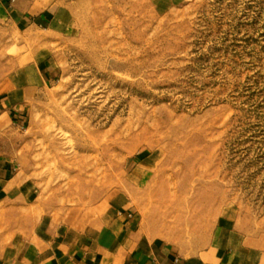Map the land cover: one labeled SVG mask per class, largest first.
Wrapping results in <instances>:
<instances>
[{
    "label": "rangeland",
    "instance_id": "obj_1",
    "mask_svg": "<svg viewBox=\"0 0 264 264\" xmlns=\"http://www.w3.org/2000/svg\"><path fill=\"white\" fill-rule=\"evenodd\" d=\"M11 36L0 77L38 42L59 68L25 125L0 110V153L25 169L38 209L119 197L132 231L184 254L222 227L264 235V0H82L71 29ZM162 179L182 200L158 217L150 192Z\"/></svg>",
    "mask_w": 264,
    "mask_h": 264
},
{
    "label": "crops",
    "instance_id": "obj_2",
    "mask_svg": "<svg viewBox=\"0 0 264 264\" xmlns=\"http://www.w3.org/2000/svg\"><path fill=\"white\" fill-rule=\"evenodd\" d=\"M80 1L0 0V45L17 30L49 36L71 29ZM41 43L28 54L18 50L11 56L14 70L0 77L1 115L14 118L15 127L25 125L29 103L59 72L47 43ZM13 156L0 153V264H264V235L222 227L208 246L184 254L167 240L132 231L131 213L119 197L91 210L42 212Z\"/></svg>",
    "mask_w": 264,
    "mask_h": 264
},
{
    "label": "bare ground",
    "instance_id": "obj_3",
    "mask_svg": "<svg viewBox=\"0 0 264 264\" xmlns=\"http://www.w3.org/2000/svg\"><path fill=\"white\" fill-rule=\"evenodd\" d=\"M81 168L79 167L77 175H81ZM137 166L134 167L133 173H137ZM163 169L162 168H156L154 172V180H158L159 176L162 174ZM86 173H84L85 175ZM174 182L172 185L170 184L168 187H173L171 190L169 196L168 193H166L165 189L167 188V185L165 181L162 179L161 183L156 186L155 191L150 192V203L153 205V211L152 214H156L158 217H162L165 214V211H161L163 207H169L173 204L180 203V200L178 199V196H180V192L182 191V188L178 185L179 183Z\"/></svg>",
    "mask_w": 264,
    "mask_h": 264
},
{
    "label": "built area",
    "instance_id": "obj_4",
    "mask_svg": "<svg viewBox=\"0 0 264 264\" xmlns=\"http://www.w3.org/2000/svg\"><path fill=\"white\" fill-rule=\"evenodd\" d=\"M11 1H13V0H11ZM14 160H16V158H14ZM16 165H17V162H16V164L14 165V166H15V168H16Z\"/></svg>",
    "mask_w": 264,
    "mask_h": 264
}]
</instances>
